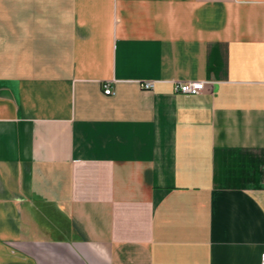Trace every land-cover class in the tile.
I'll return each mask as SVG.
<instances>
[{
  "label": "crops",
  "instance_id": "0c3cea01",
  "mask_svg": "<svg viewBox=\"0 0 264 264\" xmlns=\"http://www.w3.org/2000/svg\"><path fill=\"white\" fill-rule=\"evenodd\" d=\"M263 252L264 0H0V264Z\"/></svg>",
  "mask_w": 264,
  "mask_h": 264
},
{
  "label": "built area",
  "instance_id": "2783aa9c",
  "mask_svg": "<svg viewBox=\"0 0 264 264\" xmlns=\"http://www.w3.org/2000/svg\"><path fill=\"white\" fill-rule=\"evenodd\" d=\"M141 87L144 89H153L155 85L154 80L141 81ZM208 81L205 80H180L176 83V90L182 93L199 94L207 87ZM105 93L112 94L114 91L109 85L105 84ZM261 264H264V252L261 254Z\"/></svg>",
  "mask_w": 264,
  "mask_h": 264
}]
</instances>
